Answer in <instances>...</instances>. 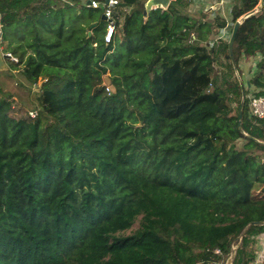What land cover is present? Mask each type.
I'll return each instance as SVG.
<instances>
[{
  "label": "trees",
  "instance_id": "1",
  "mask_svg": "<svg viewBox=\"0 0 264 264\" xmlns=\"http://www.w3.org/2000/svg\"><path fill=\"white\" fill-rule=\"evenodd\" d=\"M145 1L121 0L130 13L105 45L84 0H0L11 67L37 93L35 118L17 117L0 87V264L253 262L264 119L237 81L216 84L214 63L260 55L248 83L264 93V9L235 0L232 63L229 37L207 47L224 20L182 0L144 14Z\"/></svg>",
  "mask_w": 264,
  "mask_h": 264
},
{
  "label": "rangeland",
  "instance_id": "2",
  "mask_svg": "<svg viewBox=\"0 0 264 264\" xmlns=\"http://www.w3.org/2000/svg\"><path fill=\"white\" fill-rule=\"evenodd\" d=\"M212 1H215V0H212ZM238 3L239 2H236L235 0H232L229 3V5L235 6V5H238ZM119 8H120V13L122 14L121 17H120V25H122L123 20H124V17H125V13L129 14L130 13V8H127V10H126L125 13H122L123 7H119ZM223 9H224L225 17L226 16H229L227 14V9L228 8L227 7L226 8L223 7ZM76 10L77 11L79 10V6L76 7ZM200 10L201 9H197L195 7H187V13L189 15H193L194 17H199ZM215 11H217V9H215ZM221 11H222V9H220V13H221ZM86 12H87V10L85 9L82 12H79V13H86ZM100 14H101V11L99 10L97 12L98 17L95 19L96 22L98 23L97 28H100V27L104 26V24H105L103 21L101 22L100 16L102 14L101 15ZM224 14L214 13V15H211L209 12H205V21H208L210 23L217 24V23L221 22V19H223ZM216 15H219V16L216 17ZM227 19H229V18H227ZM229 23H230V20H229ZM117 32L118 33H116V34L119 37H121L120 27L118 28ZM228 33L230 35V33H231V30L230 29L228 30ZM1 42H2L1 45H2V49H3L2 52L3 53H7L6 52V48L8 46V43L6 41L3 42L2 40H1ZM207 47L210 49V44L209 43L207 44ZM16 61L17 60H16L15 57H12V58H9L8 60H5L4 69L0 70V87L3 88L5 90V92L12 93L15 96V98H13V100H12V114L14 116H17V117L18 116H21V117L26 118L27 115L29 116L28 112L31 109L32 110H36L37 109L36 108V106H37L36 105L37 104V102H36V100H37V93H36L35 90L33 91V89L32 90H29L26 82L23 81V78L20 75L21 70H22V66H18L17 68H14V69L11 67V63H15ZM241 64H243V61L241 62ZM238 68H240V66H238ZM11 69H13V70H11ZM214 70L216 72V79H215V81H216V84L219 87H223L225 85V81L234 83L235 81L238 80V76L239 75L241 76V71L234 70V66L232 68V66L230 65V62L227 59H225L224 57H217L216 58L215 63H214ZM243 71L246 72L245 69ZM104 77H109V79H111V77H110V75H109L108 72L105 73L104 75H102L101 77H99L98 79L103 83V85H104V80H103ZM40 84H41V81L39 80L38 85L36 86V88ZM238 86H239V84H238ZM243 86L245 87L244 84H243ZM104 87H105V91H106V88H108V87L106 85H104ZM252 87H251L250 90H248L245 87V89H247V96H250V95L253 94L251 92V90L252 89L254 90V87L253 88ZM107 94H110V93L107 92ZM83 98H85V96H83ZM81 101H82V99H81ZM240 101H242V97H241ZM80 104H81V102H80ZM87 104H90V107L89 108L87 107L86 109H84V111L89 112L92 109L93 103L91 101H87ZM236 105H237V101H235L234 103L231 102V106L233 107V113H235L236 110H237ZM248 109H249V106H248ZM241 144L242 143L239 142V145H241ZM235 242L236 241H234L233 245H236L237 244ZM235 248H236V246L233 247L234 250H235ZM263 248H264V246L259 245L258 243H254L251 246V249H252V252H253L254 255L261 254V250ZM228 259L223 264H227Z\"/></svg>",
  "mask_w": 264,
  "mask_h": 264
},
{
  "label": "built area",
  "instance_id": "3",
  "mask_svg": "<svg viewBox=\"0 0 264 264\" xmlns=\"http://www.w3.org/2000/svg\"><path fill=\"white\" fill-rule=\"evenodd\" d=\"M84 1L86 4V7L101 11L102 16H104L105 18L104 22L106 24L105 32L103 35V43L105 45L110 44L113 41V38L116 35L118 28L120 27V17L122 14L120 13L119 7H121V0H84ZM176 1L178 0H168L169 4L171 2H176ZM182 1L187 3L188 7H195L197 9H201L204 12H215V9H217L216 8L217 2L221 4V6H223L225 1L231 2L232 0H215V1H212V0H182ZM155 9L164 10L160 6L152 7V10H155ZM228 14H230V9H229ZM248 16L249 14L247 13L245 17H248ZM241 18L243 19V17H240L239 19ZM232 26L233 25L231 23L230 25L226 23L225 27L220 29L217 35H213L212 39L210 38L211 40H209L208 42L210 44V47L214 44L220 43L226 37H229L230 35L226 29L227 28L231 29ZM194 39H195V36L191 34V40H194ZM93 46H96V43H94ZM5 54L9 55L10 58H12L10 53H5ZM255 58L257 59V61L253 63V66H251L252 69L249 73L250 77H253V75L256 73L258 63L261 61L260 55ZM252 90L251 92L253 94L251 93L252 95L247 96L249 100V109H248L249 116L254 119H264V93L257 95V93L261 91V89L254 87V90L253 91ZM106 91L110 93L109 88H106ZM28 114L31 119L35 118L36 116L35 111H29ZM254 240H255L254 243H258L259 245L264 246V233L258 235ZM214 252L217 255L220 254V251L218 249H216ZM263 263H264V248L261 250V254L255 255V258L251 264H263Z\"/></svg>",
  "mask_w": 264,
  "mask_h": 264
},
{
  "label": "water",
  "instance_id": "4",
  "mask_svg": "<svg viewBox=\"0 0 264 264\" xmlns=\"http://www.w3.org/2000/svg\"><path fill=\"white\" fill-rule=\"evenodd\" d=\"M89 4V2H88ZM122 5V4H121ZM169 5V2L168 0H147L144 4V14H146L148 11L152 10V7L154 6H160L162 9H167ZM123 6V5H122ZM264 9V0H260L259 2V6L257 9L255 10H263ZM253 11L249 12V16L252 14ZM101 20L102 21H105V18L104 16L101 15ZM242 18L237 20L234 24H233V27H232V31L230 33V36H229V39H228V42H227V47H228V53H229V57H230V60L231 62L233 63V44H234V39H235V36H236V33H237V30H238V27L239 25L241 24L242 22ZM95 25H93L94 27ZM91 35V32H88V36ZM2 42H1V39H0V70L4 69V64H5V60H8L10 58L9 55L5 54L2 52ZM104 85H106L110 91H114V87L112 85V80L109 79V77H104ZM249 85V83H248ZM239 88H240V93H241V97L243 99V83L239 80ZM137 113H139V110H136ZM261 223L258 222V223H254V225H260ZM233 255H234V251H232L229 259H228V262L227 264H231V261H232V258H233Z\"/></svg>",
  "mask_w": 264,
  "mask_h": 264
},
{
  "label": "crops",
  "instance_id": "5",
  "mask_svg": "<svg viewBox=\"0 0 264 264\" xmlns=\"http://www.w3.org/2000/svg\"><path fill=\"white\" fill-rule=\"evenodd\" d=\"M229 1L228 2H226L225 1V3H224V6H221V4H219L218 2H217V11H215L214 13H217V14H224V9H223V7L224 8H228V11H227V14L229 13V9H230V12H231V10L233 9V6H231V5H229ZM226 6V7H225ZM220 9H222V11H221V13H220ZM211 15H214V13L213 12H209ZM229 16H226L225 17V14H224V16H223V19H221V20H224V22L225 23H227V24H229L230 25V23H229V20H230V14H228ZM217 16H219V15H216V17ZM227 18H229V19H227ZM227 30V32H228V30H229V28H227L226 29ZM231 31H232V28L230 29ZM211 39H212V37H210ZM210 39V40H211ZM259 55H256V56H254V57H248V58H246V57H242L241 58V61H240V64H239V66H240V68H238V70L239 71H241V76L239 75L238 76V80H237V82L239 83V80L245 85V87L248 89V90H250L251 89V85H248V82L250 81V71H251V66H253V63L254 62H256L257 61V59L255 58V57H258ZM217 57H223L222 55H220V54H217V56H216V58ZM243 61V64H241V62ZM246 70V72L245 71H243V70ZM257 72V71H256ZM253 88V87H252Z\"/></svg>",
  "mask_w": 264,
  "mask_h": 264
}]
</instances>
